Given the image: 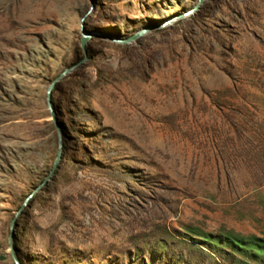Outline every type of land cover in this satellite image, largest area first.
I'll list each match as a JSON object with an SVG mask.
<instances>
[{
  "label": "rangeland",
  "instance_id": "1",
  "mask_svg": "<svg viewBox=\"0 0 264 264\" xmlns=\"http://www.w3.org/2000/svg\"><path fill=\"white\" fill-rule=\"evenodd\" d=\"M200 1L0 0V264L60 147L22 264H264V0L109 40Z\"/></svg>",
  "mask_w": 264,
  "mask_h": 264
},
{
  "label": "water",
  "instance_id": "2",
  "mask_svg": "<svg viewBox=\"0 0 264 264\" xmlns=\"http://www.w3.org/2000/svg\"><path fill=\"white\" fill-rule=\"evenodd\" d=\"M207 0H201L200 4L192 11L187 12L185 14H182L180 16L171 18L169 20H167L166 22L156 26V27H152V28H148V29H144L141 30L139 32H137L136 34L132 35L131 37L127 38V39H113L110 38L109 40L112 41L113 43L119 44V45H128L131 44L135 41H137L138 39L144 37L145 35H147L148 33H150L153 30L156 29H161V28H165L179 20H182L186 17H189L193 14H195L196 12L199 11V9L201 8V6H203L205 4ZM94 37L93 34L91 33H87V34H83L82 39H81V48L82 50H84L85 48V44L87 43V41ZM84 63V61H81L80 63H78L77 65H75L74 67L66 70L64 73H62L55 81L54 83L50 86L48 93H47V104H48V109L52 115V117H55L54 115V111H53V105H52V94L57 86V84L63 79L65 78L68 74H70L76 67L82 65ZM62 160V147L59 148V152H58V156L56 158V161L54 163V166L52 168V170L50 171L49 175L47 176V178L44 180V182L31 194L28 196V198L26 199L24 205L22 206V208L18 211L12 226H11V230H10V255H11V259L13 261L14 264H22L16 254V248L14 245V241H15V231L18 227V220L21 217L23 211L25 210V208L29 205V203L34 199V197L42 190L44 189L47 184L49 183V181L52 179V177L55 175L56 171L58 170L59 164Z\"/></svg>",
  "mask_w": 264,
  "mask_h": 264
}]
</instances>
